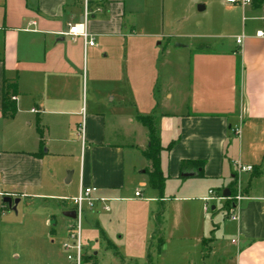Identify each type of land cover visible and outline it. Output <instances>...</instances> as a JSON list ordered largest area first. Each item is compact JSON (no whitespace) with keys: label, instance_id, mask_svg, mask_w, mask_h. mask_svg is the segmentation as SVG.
Returning a JSON list of instances; mask_svg holds the SVG:
<instances>
[{"label":"crops","instance_id":"0c3cea01","mask_svg":"<svg viewBox=\"0 0 264 264\" xmlns=\"http://www.w3.org/2000/svg\"><path fill=\"white\" fill-rule=\"evenodd\" d=\"M91 1L95 47L64 36L81 22V0H0V264H65L64 200L85 187L111 200L108 213L86 212V251L116 249L111 227L134 203L121 259L264 264V5ZM3 80L16 86L12 118ZM144 116L163 149L161 199L145 174ZM182 162H203L202 177L182 178ZM236 185L244 199L231 220L223 194Z\"/></svg>","mask_w":264,"mask_h":264},{"label":"built area","instance_id":"2783aa9c","mask_svg":"<svg viewBox=\"0 0 264 264\" xmlns=\"http://www.w3.org/2000/svg\"><path fill=\"white\" fill-rule=\"evenodd\" d=\"M229 4H240L241 6L250 5L251 0H225ZM83 11L82 18L79 24L70 26L67 33L64 36L68 37L70 40H81L84 47H95L96 43L93 40L92 36L87 31V23L92 16L100 12L99 5L92 4L91 0H81ZM264 21V16L262 17ZM257 38L264 39V28L258 30L255 34ZM237 44L241 43V40L236 41ZM16 100V98H12ZM236 169L240 173H251L253 172L252 166L237 165ZM96 188L94 187H85L81 188L76 196L65 199L64 201L68 202L69 210L68 212H73L74 217L70 219V225L67 228V238L62 243L61 248L65 254L66 260L72 264H86V250L83 243L82 228L85 221V215L88 211H93L97 206H101V210L104 212H110L109 202L111 201L108 198L96 196ZM235 195L225 198L232 202V211L229 218L231 220H236L237 215L236 211L239 207L240 202L244 199L240 186L236 185ZM1 195V194H0ZM209 195H212V192H209ZM2 196V195H1ZM135 197H140V193L136 192ZM205 201L210 200V198H205Z\"/></svg>","mask_w":264,"mask_h":264},{"label":"trees","instance_id":"16d2710c","mask_svg":"<svg viewBox=\"0 0 264 264\" xmlns=\"http://www.w3.org/2000/svg\"><path fill=\"white\" fill-rule=\"evenodd\" d=\"M251 5L255 8H259L264 5V0H251ZM2 88V115L5 118H12L16 113V101L12 99L16 95V86L15 84H9L6 80H3ZM137 120L148 130L149 133L147 149L142 153L144 159L149 163V169L145 170V174L148 177V185L151 189L158 192V197L161 199L166 180L160 169V153L163 149L156 136L153 118L151 116H144L138 117ZM173 144L174 142H170L164 150L168 151ZM203 166V162H182L180 164L181 177H186L188 174H185V172L187 169H191L195 171V173L192 174L193 176L201 178Z\"/></svg>","mask_w":264,"mask_h":264},{"label":"rangeland","instance_id":"374dc122","mask_svg":"<svg viewBox=\"0 0 264 264\" xmlns=\"http://www.w3.org/2000/svg\"><path fill=\"white\" fill-rule=\"evenodd\" d=\"M134 189H135L134 187H131L128 192H130L131 194L133 193ZM125 206H126L125 208L120 209L116 217L117 222L111 227L113 233H115L116 231L121 233L119 234V236H122V241L118 243L117 242L118 240H116V237H114V241H115L114 245L116 246V249L113 248L105 249V246H103L102 242H100L99 244H95L91 242L90 246H93L94 250L86 251L87 257L86 260H84L86 264H141L140 262H136L134 260L130 261L127 259H121L122 246H125V244H127L125 243V241L130 240L131 238L130 234L134 230V225L131 219V215L135 213L134 209L136 208L134 203H127ZM92 252H97V256L95 257L92 254ZM130 252L132 253L131 250ZM116 253H118V255H116ZM63 255L65 259L64 260L65 264H72L66 260L64 253Z\"/></svg>","mask_w":264,"mask_h":264},{"label":"water","instance_id":"95a60500","mask_svg":"<svg viewBox=\"0 0 264 264\" xmlns=\"http://www.w3.org/2000/svg\"><path fill=\"white\" fill-rule=\"evenodd\" d=\"M223 197L228 198L229 197V192H227V191L224 192ZM11 202H12L11 199L8 198V197L3 199V203L7 204L8 206H11ZM14 204L15 205L18 204V200H14ZM64 217L68 218V219H72L74 217V214H73V212H66L64 214Z\"/></svg>","mask_w":264,"mask_h":264}]
</instances>
